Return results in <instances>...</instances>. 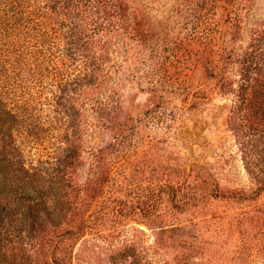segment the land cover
Wrapping results in <instances>:
<instances>
[{
  "label": "rangeland",
  "instance_id": "374dc122",
  "mask_svg": "<svg viewBox=\"0 0 264 264\" xmlns=\"http://www.w3.org/2000/svg\"><path fill=\"white\" fill-rule=\"evenodd\" d=\"M140 1L157 29L165 23L168 46L202 11L197 0ZM249 13L263 18L264 0H251ZM212 50L169 67H156L147 50L152 65L124 81L118 116L83 135L72 162H55L47 109L40 145L24 143L17 128L0 131V264H264V196H248L230 97L168 90L212 85L200 75L211 71ZM157 72L166 86L147 89Z\"/></svg>",
  "mask_w": 264,
  "mask_h": 264
},
{
  "label": "trees",
  "instance_id": "16d2710c",
  "mask_svg": "<svg viewBox=\"0 0 264 264\" xmlns=\"http://www.w3.org/2000/svg\"><path fill=\"white\" fill-rule=\"evenodd\" d=\"M196 6L202 11L191 33L168 46L165 23L157 29L140 0H0V67H9L0 69V131L17 128L24 143L40 145L47 109L55 119L48 129L58 131L55 162H72L81 137L118 116L124 81L151 66L150 57L156 67L179 56L194 64L207 60L212 47L211 71L200 72L212 85L168 83V90L230 97L228 127L243 153L248 196H264V17L250 16L251 0H197ZM182 44L196 50L184 55ZM160 73L147 79V89L166 86ZM6 163L4 155L0 171Z\"/></svg>",
  "mask_w": 264,
  "mask_h": 264
}]
</instances>
